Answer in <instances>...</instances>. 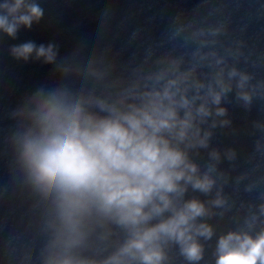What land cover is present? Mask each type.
Here are the masks:
<instances>
[{
	"label": "clouds",
	"instance_id": "1",
	"mask_svg": "<svg viewBox=\"0 0 264 264\" xmlns=\"http://www.w3.org/2000/svg\"><path fill=\"white\" fill-rule=\"evenodd\" d=\"M43 16L36 0H0V34L16 39ZM223 30L196 29L194 50L154 61L149 52L130 75L103 87L107 69L96 61L83 71L60 63L55 43L27 41L8 49L17 61L54 65L60 76L10 113L14 167L45 205L40 264H173L174 251L186 264L204 259L206 243L216 235L208 220L222 217L214 209L228 204L227 178L218 170L222 154L211 146L214 130L232 123L223 104L235 87L236 100L248 108L257 89H264L229 65V57L242 55L239 49H216ZM80 76L87 81L83 87L63 83ZM201 150L208 156L203 165ZM223 156L231 161L236 153L229 148ZM190 190L211 198L188 197ZM262 216L264 203L245 218L244 228L220 234L214 264H264V227L255 230ZM106 225L119 229L123 240L106 255L99 249L89 255L91 235Z\"/></svg>",
	"mask_w": 264,
	"mask_h": 264
}]
</instances>
